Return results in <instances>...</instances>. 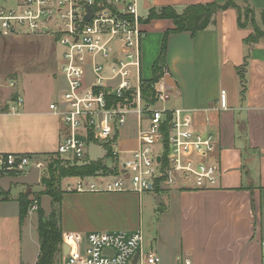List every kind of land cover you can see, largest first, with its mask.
I'll list each match as a JSON object with an SVG mask.
<instances>
[{"label": "crops", "instance_id": "crops-1", "mask_svg": "<svg viewBox=\"0 0 264 264\" xmlns=\"http://www.w3.org/2000/svg\"><path fill=\"white\" fill-rule=\"evenodd\" d=\"M213 1L246 3L257 11L264 10V0H145V6L149 7L144 6L147 12L143 15L146 18L150 8L159 10L170 5L182 12L188 5ZM214 19L207 28L195 33L186 30L168 36L165 76L171 78L176 93L169 106L185 108L197 129L218 138L216 156L221 166L218 185L142 194L99 189L69 191L65 187L60 204L63 243L68 234L85 238L91 231L143 229L146 204L151 206L152 196L162 207L167 230L157 228L155 241L149 247L145 238L144 248L159 255V264H177L186 257L192 264H262L264 37L246 43L251 30L240 25L235 8L219 11ZM142 27V41L151 33L157 38L149 53V63L153 65L162 49L165 32L175 25L170 18H154ZM60 49L61 74L52 70L53 75L47 76L19 75L13 87L0 85V152L25 153L41 160L56 154L64 125L50 105L60 100L66 88L61 46ZM141 52L142 56L146 53L142 43ZM243 65L244 91L238 72ZM222 90H226L225 107L220 101ZM136 124L134 128L127 127L125 143L117 140L123 156L138 147ZM77 180L78 177H66L63 184ZM42 189V184L32 189L12 184L8 195L3 189L0 264H36L41 250L39 211L28 210L21 219L19 198L26 193L32 199ZM63 256L62 249L61 262Z\"/></svg>", "mask_w": 264, "mask_h": 264}, {"label": "built area", "instance_id": "built-area-1", "mask_svg": "<svg viewBox=\"0 0 264 264\" xmlns=\"http://www.w3.org/2000/svg\"><path fill=\"white\" fill-rule=\"evenodd\" d=\"M88 6L93 15L86 21ZM145 0H0V32L49 34L62 47L61 71L66 88L51 103L61 117L64 132L56 155L80 163L89 161L88 145L101 143L112 155L104 162L110 171L94 178L78 177L66 189L162 192L164 189L216 187L220 160L218 138L196 128L189 111L170 107L173 85L158 83L156 101L142 93V52ZM146 9V8H145ZM15 85V81L10 83ZM226 106V90L221 92ZM136 114L138 147L123 156L117 140L120 130ZM166 132V134H165ZM47 165L46 159L25 153L0 152V178L28 173ZM158 188L161 189L158 192ZM4 191L0 186V200ZM33 197L30 211H39ZM70 247L62 264H159L154 250H146L142 228L129 232L91 231L85 238L68 234ZM138 256L136 257V255ZM177 264H192L186 257ZM264 264V240L262 241Z\"/></svg>", "mask_w": 264, "mask_h": 264}, {"label": "trees", "instance_id": "trees-1", "mask_svg": "<svg viewBox=\"0 0 264 264\" xmlns=\"http://www.w3.org/2000/svg\"><path fill=\"white\" fill-rule=\"evenodd\" d=\"M228 8H235L239 14L240 25L242 27L247 26V23L242 19L240 4L234 1H227L225 3L213 1L208 3L191 4L188 5L182 12H178L170 5L164 6L159 10L150 8L149 14L144 19V22L154 18H170L173 20L175 27L165 32L162 49L152 65V78L142 80L143 97L148 103H154L156 101L158 83L165 77L166 74V47L168 36L171 33L186 30L191 31L192 33L203 30L215 22V14ZM261 18L264 24V10L261 11ZM260 39L261 38L257 39L249 35L245 39V42L252 43L257 42ZM243 67H239L238 72L243 82L244 91L245 76L242 69ZM111 155L112 152L108 149L107 157L110 158ZM46 160L47 165L41 176L43 189L37 193L36 197L41 198L44 194L50 195L53 198L54 210L49 215H45L44 211L41 208L39 209L38 232L41 250L36 264H62L61 253L63 245V231L60 219V204L64 193V190L61 187L62 180L66 177H93L100 171L107 174L110 169L102 159L89 160L82 163L68 160V163H70L68 166L63 165L62 163L65 159L56 154L49 155L46 157ZM160 190L161 189L158 188V192ZM9 193L10 192H7L5 194L8 195ZM29 196L30 194L23 193L19 198L21 202V219H24L29 210V206L32 201Z\"/></svg>", "mask_w": 264, "mask_h": 264}, {"label": "rangeland", "instance_id": "rangeland-1", "mask_svg": "<svg viewBox=\"0 0 264 264\" xmlns=\"http://www.w3.org/2000/svg\"><path fill=\"white\" fill-rule=\"evenodd\" d=\"M242 19L247 23L251 30V37L257 39L264 37V24L261 18V11L253 9L246 3H241ZM147 9L141 7V13L145 14ZM157 40V38H156ZM155 34L151 33L142 41V48L145 55L142 56V76L149 77L153 74L152 64L149 63L150 49L155 46L157 42ZM60 45L56 42L55 38L49 34L32 35L27 33H3L0 34V85L4 88L13 87L10 85L12 81L19 75L30 74H48L53 75L55 70L61 74L60 67ZM167 53V47H166ZM243 72L245 68L243 67ZM53 70V71H52ZM29 73V74H28ZM61 85V83H60ZM59 85V86H60ZM171 102L168 103L170 105ZM136 114H130L129 122L121 129L119 134L120 143H125L124 139L128 137L127 127H136ZM89 160H106L111 162L107 157L108 149L101 143L91 142L88 146ZM62 163L68 166V160ZM64 189L66 185L61 183ZM151 206H147L144 213L143 231L146 238V244L149 245L155 241L157 228L166 232L167 225L165 216H162V207L155 203L154 198H150ZM149 202V203H150ZM162 231V234H163ZM165 253V257H166Z\"/></svg>", "mask_w": 264, "mask_h": 264}, {"label": "water", "instance_id": "water-1", "mask_svg": "<svg viewBox=\"0 0 264 264\" xmlns=\"http://www.w3.org/2000/svg\"><path fill=\"white\" fill-rule=\"evenodd\" d=\"M145 7H149V5H146ZM88 15L86 16V21H89L90 18L93 15L92 7L88 6ZM1 34V32H0ZM165 81L170 84L174 85L173 82H171V78L167 75L165 76ZM12 184H23L27 185L30 189L36 185H41V167L36 166L32 168L28 173L22 174V175H11V176H5L0 178V186L6 191L9 192L11 189ZM159 198V196H158ZM40 207L44 211L45 215H49L53 212V198L48 195L44 194L41 196L40 201ZM63 253L64 255H67L70 247L67 243H63L62 245ZM138 254L136 255V257Z\"/></svg>", "mask_w": 264, "mask_h": 264}]
</instances>
